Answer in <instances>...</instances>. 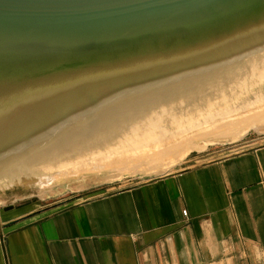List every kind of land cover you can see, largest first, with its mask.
Returning a JSON list of instances; mask_svg holds the SVG:
<instances>
[{
    "label": "water",
    "instance_id": "95a60500",
    "mask_svg": "<svg viewBox=\"0 0 264 264\" xmlns=\"http://www.w3.org/2000/svg\"><path fill=\"white\" fill-rule=\"evenodd\" d=\"M254 122L264 0H0L4 213L68 183L162 178L197 153L171 167L181 146Z\"/></svg>",
    "mask_w": 264,
    "mask_h": 264
},
{
    "label": "crops",
    "instance_id": "0c3cea01",
    "mask_svg": "<svg viewBox=\"0 0 264 264\" xmlns=\"http://www.w3.org/2000/svg\"><path fill=\"white\" fill-rule=\"evenodd\" d=\"M0 264H264V145L47 211L3 213Z\"/></svg>",
    "mask_w": 264,
    "mask_h": 264
},
{
    "label": "rangeland",
    "instance_id": "374dc122",
    "mask_svg": "<svg viewBox=\"0 0 264 264\" xmlns=\"http://www.w3.org/2000/svg\"><path fill=\"white\" fill-rule=\"evenodd\" d=\"M264 145V133L250 132L246 136H244L240 141L234 144H216L214 146H210L206 149V151L202 153H194L192 154L186 161L176 166L169 174L178 172L182 169H185L189 166H193L198 163H204L212 160L221 159L227 157L229 155L246 151L252 148L260 147ZM109 176H101L99 178L94 179L95 181H102ZM89 181V180H88ZM146 182L144 179L134 178L130 180L123 181V183L113 185L110 187H99L95 188L93 185H89L87 181H83L80 183L73 184H65L63 187H57L54 190L49 191L46 195L40 196L37 198H29L18 201L15 203L17 208L20 207H30V208H48L59 203H63L65 201L71 200L73 202H79L86 200L93 196H99L103 194H109L111 192H115L121 189L129 188L140 183ZM86 189V191H79ZM2 205H5L3 203ZM4 213L3 210H0V215Z\"/></svg>",
    "mask_w": 264,
    "mask_h": 264
},
{
    "label": "bare ground",
    "instance_id": "6f19581e",
    "mask_svg": "<svg viewBox=\"0 0 264 264\" xmlns=\"http://www.w3.org/2000/svg\"><path fill=\"white\" fill-rule=\"evenodd\" d=\"M262 123L261 122H254L252 124H248L245 127L239 128L238 130L234 131L232 134L229 135H220L218 137L205 140L202 143H195V144H185L179 148V150L176 152L175 156H173V160L170 162L171 167L178 164L180 161L185 159L189 154L193 152L202 153L206 151L208 147H212L216 144L222 143V142H238L240 141L244 136H246L250 131H254L257 133L262 132ZM132 172V171H130ZM129 173V172H128ZM136 172H132L131 174H135Z\"/></svg>",
    "mask_w": 264,
    "mask_h": 264
},
{
    "label": "built area",
    "instance_id": "2783aa9c",
    "mask_svg": "<svg viewBox=\"0 0 264 264\" xmlns=\"http://www.w3.org/2000/svg\"><path fill=\"white\" fill-rule=\"evenodd\" d=\"M185 215H187V213L185 212Z\"/></svg>",
    "mask_w": 264,
    "mask_h": 264
}]
</instances>
